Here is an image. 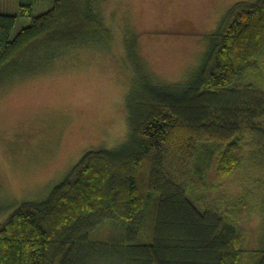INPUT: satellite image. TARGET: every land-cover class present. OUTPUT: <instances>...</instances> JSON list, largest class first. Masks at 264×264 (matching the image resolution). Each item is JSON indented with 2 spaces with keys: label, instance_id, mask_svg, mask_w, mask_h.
I'll use <instances>...</instances> for the list:
<instances>
[{
  "label": "trees",
  "instance_id": "1",
  "mask_svg": "<svg viewBox=\"0 0 264 264\" xmlns=\"http://www.w3.org/2000/svg\"><path fill=\"white\" fill-rule=\"evenodd\" d=\"M35 1L0 12V87L27 54L56 57L112 41L100 0H54L38 16ZM21 17L32 21L13 36ZM225 21L191 80L152 86L129 109L122 145L87 152L46 201L22 205L0 225V264L101 263L108 257L99 244L126 245L135 264H243L241 221L264 211V199L257 186H243L229 200L210 191L207 175L215 162L218 182L240 171L249 145L264 167V0L238 3ZM149 217L151 240L140 243ZM107 223L122 235L110 245L93 241ZM248 264H264V247Z\"/></svg>",
  "mask_w": 264,
  "mask_h": 264
},
{
  "label": "rangeland",
  "instance_id": "2",
  "mask_svg": "<svg viewBox=\"0 0 264 264\" xmlns=\"http://www.w3.org/2000/svg\"><path fill=\"white\" fill-rule=\"evenodd\" d=\"M257 1L100 0L101 17L113 36L109 46L56 57L49 56L50 50L27 54L0 87V225L22 205L46 201L87 152L122 145L129 134V109L152 86L191 80L211 35L232 8ZM53 4L36 0L34 16ZM0 12L18 14L19 0H0ZM31 21L21 17L13 36ZM252 147H247L245 167L219 182L217 163L211 166L207 180L215 189L210 191H226L232 200L257 186L264 199V167L255 161ZM151 224L149 217L138 242L151 240ZM241 231L243 264H248L252 252L264 247L262 208L246 212ZM121 235L120 227L107 223L91 239L110 245ZM125 248L99 244L95 250L108 258L94 264H135Z\"/></svg>",
  "mask_w": 264,
  "mask_h": 264
}]
</instances>
